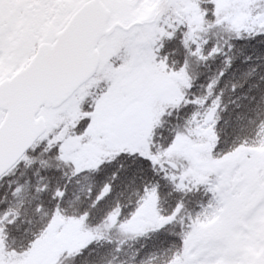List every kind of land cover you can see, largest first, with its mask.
Masks as SVG:
<instances>
[{"label":"snow or ice","instance_id":"1","mask_svg":"<svg viewBox=\"0 0 264 264\" xmlns=\"http://www.w3.org/2000/svg\"><path fill=\"white\" fill-rule=\"evenodd\" d=\"M152 2L0 0V162L9 161L0 163V182L31 169L23 183L8 180L0 198V264H52L42 250L55 220L69 215L74 183L86 192L74 218L89 238L70 255L56 253V264L65 257L82 264L86 255L102 264L100 249L119 261L125 242L101 244L94 229L103 223L128 233L146 213L160 222L134 233L137 239L164 231L179 242L134 249L133 264L160 256L165 264H264V252L247 251L264 249V232L255 231L264 216V156L248 150L264 135V26L197 37L176 17L179 0H159L164 11L141 17ZM257 2L253 15L264 10V0ZM205 6V19L216 20L215 3ZM230 105L246 111L225 118ZM184 137L208 144L200 152L209 164L203 177L191 171L193 157L181 154ZM52 170L63 184L52 183ZM121 173L140 181L127 213L105 204ZM26 189L33 199L46 195L48 208L42 201L33 208L37 216L45 211V221L25 229L27 240L16 247L10 240L20 233ZM201 192L207 201L190 210L185 197ZM169 198L175 204L164 208Z\"/></svg>","mask_w":264,"mask_h":264},{"label":"trees","instance_id":"2","mask_svg":"<svg viewBox=\"0 0 264 264\" xmlns=\"http://www.w3.org/2000/svg\"><path fill=\"white\" fill-rule=\"evenodd\" d=\"M182 1L186 0H179L178 6L174 9V12L176 14L177 18L186 19L189 21L190 26L192 27V31L196 34L197 37H199L200 33H210L213 35L218 34L221 38L227 37L230 35L233 31L237 32H243L250 30L249 28H246L245 25H239V22L235 21V18L230 13L225 14L222 10H219L217 7V0H210V2L215 3V13H216V20L211 19H205V12H207L209 9L207 6L201 7V3H207L209 0H189L193 2V8L188 11L184 15L183 12L179 10V8L185 7L184 4H181ZM165 9L159 7V1L155 3L153 10L150 13V16L155 14H159V12L164 11ZM230 14V15H229ZM227 17H226V16ZM230 17H229V16ZM234 22V23H233ZM217 25H222L219 28H216ZM215 28V32H213V29ZM259 29V28H257ZM212 65V68L215 69V67L219 64V60L215 62H210ZM203 82V77L198 81V83ZM239 95V92L236 93ZM227 96V93H226ZM244 105H248V101H243ZM191 111V106L188 108L181 110V115H184L187 112ZM246 111L244 107H241L239 109H236L234 105L229 106V110L222 114L223 117L227 118L230 115L234 118L236 112H243ZM163 112V108H160L158 112H154L152 117H150L152 123L159 122V113ZM250 114V113H249ZM192 131H195L197 133L200 132V129H193ZM264 144V135L260 136V141L250 146L248 150H251L253 147H260ZM208 147L207 143L204 142H198L189 139L188 137H184V145L181 149V154H190L196 164V167L191 169V171L197 175L203 177V174L209 170L208 165L206 162H208L205 158H203L200 155V152ZM197 162H200L198 164ZM62 171L64 175L69 176L71 175V170L67 167L62 168ZM25 174L31 175V169L21 168L16 171L15 175L12 177L6 178L4 182L2 183V187H0V198L4 197L8 193L7 189V181L8 180H20L21 183H23V180L25 179ZM48 175L52 178V183L55 184L57 181H59L61 184L65 182L66 178H63L61 174L55 170H52L48 173ZM236 177H233V180H235ZM130 179V174L127 173H121L120 178L115 182L114 189L111 195L107 198L105 201V204H109V208L119 209L121 206H125L123 209L126 213L133 210L134 203L136 201V190L138 188V185L140 183L139 179H137V183H130L128 182ZM33 183H35V180H33ZM124 183V184H123ZM124 185L132 186L133 189H128ZM70 189V196L68 200L65 202V211L69 213L67 217H58L59 226H60V232L63 231V227L67 226L70 231L74 232L75 234H78L80 236H83L82 241H78L77 243L72 244L71 246H68L64 249L69 250V255L71 254V250L78 249L83 245V243L87 242V239L89 238L83 231H81L79 227V221L74 218V214L78 212L80 202L85 197L86 192L82 191L80 187H78L75 183L71 186H69ZM162 191H165V189L162 188ZM35 194H29L27 189L24 193V202L22 205L23 214L21 216L22 223L20 224V233L16 236L14 240H10V243H13L16 247H19L22 243L26 242L27 235L25 234V229H31L34 228L45 221V211H41L40 215H36L33 212L34 207H38L43 202L44 209L46 210L48 208V201L47 196L44 197H36L33 199V196ZM176 194H174L175 196ZM186 201H188V208L193 211H199V207L197 206L196 201H207V196L203 195L201 193H192L189 194L187 197H185ZM9 200L12 201L13 204L16 203V201L12 200V197L9 196ZM175 200L172 198H169L168 201L163 202L164 208H169L170 206H174ZM98 219V214L93 213L91 223L96 224V221ZM31 222V224L29 223ZM171 228L172 226H168ZM59 229V228H58ZM172 231H178L179 229L177 227H173L170 229ZM136 233V232H135ZM95 239H98L101 241V244H103L104 240H112L114 242L116 241H124L125 242V253L121 254L119 261L112 260V257L110 255H105L104 250L100 249V256L103 257L102 264H133L131 260V253L134 249L141 248L145 245L146 249H152L154 245H158L159 241L162 239H165L167 241L175 240L177 243L179 242L178 237L174 236H167L166 232L162 231L161 233H154L151 234L149 237H144L141 239H137L134 233L128 232V233H121L120 231H117L105 224H99L94 229V237ZM100 246H98L99 248ZM106 247V246H105ZM62 254V251L60 252ZM59 259V256L56 258ZM165 256H160L154 259L153 264H165ZM96 257H88L87 255L84 258V261L82 264H96ZM59 264H71V262L65 257L63 260L59 261Z\"/></svg>","mask_w":264,"mask_h":264},{"label":"rangeland","instance_id":"3","mask_svg":"<svg viewBox=\"0 0 264 264\" xmlns=\"http://www.w3.org/2000/svg\"><path fill=\"white\" fill-rule=\"evenodd\" d=\"M158 1L159 0H153L152 3L148 4L140 12L141 17L143 18L149 17L151 11L154 8L155 3ZM217 1H218L217 3L218 9L222 10L225 14L230 13L231 15H233V17L235 18L234 22L235 23L236 21L239 22L240 26L245 25V27L249 28L250 30L257 29L260 26H264V10L260 12H256L255 15H253L254 9L260 7V4L257 2V0H217ZM182 4H184L185 7H182L181 6ZM180 6L181 8H179V10L183 12L185 15L186 13H188L190 9L193 8L192 7L193 2L189 0L182 1ZM153 114L154 112L152 113V115ZM98 151L106 154V151L104 149H98ZM254 153L264 156V151L263 153H258V152H254ZM197 163L200 164V162ZM206 164L209 167L208 162H206ZM236 179L237 178H235V180ZM59 219L57 218L53 223L49 243L42 250V254L48 257L49 259H51L52 264H56L57 256H55V259H52L56 253H60L61 250H63L64 248L71 246L72 244L77 243L78 241H82L81 238H83V236H80L70 231L67 226H64L63 231L60 232L61 228L59 226V221H60ZM263 221H264V216H258L256 218V222L259 225V227L255 229L257 233L263 232L264 230L263 225L260 227V222L262 223ZM158 222H160L159 217H156L150 213H146L138 222L129 225V231L132 233L140 232L143 231L146 227L152 226L153 224H156ZM247 251L248 254L254 257H258L261 255L264 249L257 250L255 247L249 245L247 246ZM7 264H18V262L15 260H9Z\"/></svg>","mask_w":264,"mask_h":264},{"label":"water","instance_id":"4","mask_svg":"<svg viewBox=\"0 0 264 264\" xmlns=\"http://www.w3.org/2000/svg\"><path fill=\"white\" fill-rule=\"evenodd\" d=\"M2 163L4 166H7V164L9 163V161H3V162H0Z\"/></svg>","mask_w":264,"mask_h":264},{"label":"bare ground","instance_id":"5","mask_svg":"<svg viewBox=\"0 0 264 264\" xmlns=\"http://www.w3.org/2000/svg\"><path fill=\"white\" fill-rule=\"evenodd\" d=\"M123 184H124V183H123ZM124 186H126V188H128V189H133L132 186H129V185H124Z\"/></svg>","mask_w":264,"mask_h":264},{"label":"flooded vegetation","instance_id":"6","mask_svg":"<svg viewBox=\"0 0 264 264\" xmlns=\"http://www.w3.org/2000/svg\"><path fill=\"white\" fill-rule=\"evenodd\" d=\"M264 252V251H263Z\"/></svg>","mask_w":264,"mask_h":264}]
</instances>
